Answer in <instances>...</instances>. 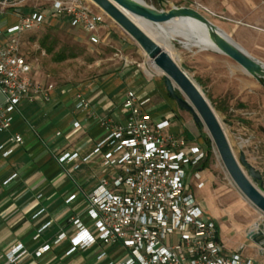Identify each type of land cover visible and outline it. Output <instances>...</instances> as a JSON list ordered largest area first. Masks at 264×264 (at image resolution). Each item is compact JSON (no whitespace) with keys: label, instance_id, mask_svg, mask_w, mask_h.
<instances>
[{"label":"crops","instance_id":"0c3cea01","mask_svg":"<svg viewBox=\"0 0 264 264\" xmlns=\"http://www.w3.org/2000/svg\"><path fill=\"white\" fill-rule=\"evenodd\" d=\"M175 1L156 0V6L159 10H168ZM190 1L232 20V29L239 34L235 38L238 45L253 58L264 62V0ZM26 3L0 5V20H4L0 23V47L10 39L6 30L21 16L40 11L25 10ZM242 30H246L247 37H241ZM53 85L48 102L37 99L23 103L13 117L10 129L0 133V146H9L8 139L13 135L22 139L21 144L11 146L9 156L3 157L0 153V257L11 246L19 244L28 253L21 264L123 261L127 256H122L119 247L99 244L66 255L71 248L70 240L78 233L74 224L76 220L89 234L96 233L93 221L86 214V197L97 187L103 175L102 153L86 161L83 159L112 128L101 121L111 118L114 125L123 123L126 117L122 109L124 94L133 90L140 97L149 98L146 111L154 123L169 122L166 133L190 141L195 139L191 140V129L169 102L163 80H147L137 70L125 69L122 73L78 86ZM78 93L87 98L90 111L75 109V95ZM177 118L182 131L177 126ZM74 123H78L79 128L75 129ZM73 154L78 155L75 162L58 163L59 158ZM75 165H78L76 169ZM199 171L203 186L197 188L194 181L198 198L194 193L192 195L206 217L217 225L224 255L238 254L251 259L253 264H264V249L246 238L248 230L253 224L263 222L264 216L258 212H254L255 216L247 214L241 203L225 194L220 186L213 189L217 182L207 168L201 170L199 167ZM71 196L74 198L67 202ZM61 235L65 236L64 239L55 243ZM44 245L49 246L48 252L36 257L34 252ZM101 252L107 257L97 261ZM0 261L3 263V258Z\"/></svg>","mask_w":264,"mask_h":264},{"label":"built area","instance_id":"2783aa9c","mask_svg":"<svg viewBox=\"0 0 264 264\" xmlns=\"http://www.w3.org/2000/svg\"><path fill=\"white\" fill-rule=\"evenodd\" d=\"M28 1L45 2L47 7L21 16L6 30L10 39L0 47V133L10 129L23 103L37 99L48 102L54 90L53 84L30 77L32 67L19 53L17 37L51 19L79 29L93 44L99 41L97 33L105 24L106 15L89 0H0V5L15 6ZM149 101L129 90L122 102L125 121L120 125H114L111 118L101 121L112 128L83 159L102 153L103 175L86 197V214L96 233L89 234L76 220L78 233L70 240L66 255L99 244L117 246L127 256L123 261L107 264H253L238 254L224 255L217 225L206 217L189 192L192 179L197 188L203 186L199 171L207 157L203 145L166 133L169 122L152 121L146 111ZM75 109H91L81 93L75 95ZM74 128H79V124L74 123ZM21 142L20 136H11L9 146H0V153L9 156L11 146ZM72 160H78V155H65L58 163ZM64 237L61 235L55 243ZM48 250L49 246L44 245L34 255L41 257ZM27 254L22 245L11 246L0 257V264H21ZM106 257L101 252L97 261Z\"/></svg>","mask_w":264,"mask_h":264},{"label":"rangeland","instance_id":"374dc122","mask_svg":"<svg viewBox=\"0 0 264 264\" xmlns=\"http://www.w3.org/2000/svg\"><path fill=\"white\" fill-rule=\"evenodd\" d=\"M142 1L158 9L156 0ZM178 5L198 11L238 45L235 38L239 34L233 31L232 20L213 14L190 0H176L174 6L180 7ZM46 7L45 2L28 1L24 9L41 11ZM3 21L0 20V23ZM240 35L242 38L247 37L246 30H242ZM97 36L99 41L90 44L87 34L82 31L74 30L59 21L48 20L44 25L20 34L17 37L18 49L32 67L30 77L43 84L78 86L122 73L129 68L137 70L147 80L158 79L162 82L164 79L162 73L151 67V61L139 46L107 16ZM42 40H46L47 46L53 45V53H45L40 48ZM185 44L182 38L173 39L169 48L172 59L202 93L220 123L235 158L238 160L239 153H244L247 162L260 173V182L264 188V88L225 55L208 50L187 49ZM57 52L74 56L62 62H54L52 56ZM259 61L264 63L262 60ZM176 93L180 96L178 91ZM169 102L175 106L191 129L189 133L191 140L195 139L206 150L207 169L217 182L213 189L220 186L225 194L241 203L247 214L251 216H255L254 212L262 214L235 187L213 144L209 141L206 130L203 127L198 128L190 114L180 111L173 100L170 99ZM176 121L179 130L182 131L179 118ZM243 171L247 175L245 169ZM188 186L189 192L197 196L194 179ZM257 224L264 225V220ZM122 256H125L124 252Z\"/></svg>","mask_w":264,"mask_h":264},{"label":"water","instance_id":"95a60500","mask_svg":"<svg viewBox=\"0 0 264 264\" xmlns=\"http://www.w3.org/2000/svg\"><path fill=\"white\" fill-rule=\"evenodd\" d=\"M90 2L118 25L162 73L163 84L169 98L176 103L180 111L190 114L193 123L198 128L203 127L206 130L209 141L213 144L235 187L252 206L264 215V188L260 182V173L247 162L243 152L239 153L238 160L235 158L220 123L202 93L176 65L170 55L138 28L126 13L140 17L152 25L166 24L179 18L198 20L208 28L217 51L239 65L263 88L264 63L251 57L218 27L192 8L173 6L168 10H158L137 0H90ZM257 226L255 231L251 228L248 230L246 238L260 249H264V225L257 224Z\"/></svg>","mask_w":264,"mask_h":264},{"label":"bare ground","instance_id":"6f19581e","mask_svg":"<svg viewBox=\"0 0 264 264\" xmlns=\"http://www.w3.org/2000/svg\"><path fill=\"white\" fill-rule=\"evenodd\" d=\"M142 1V0H137ZM143 2V1H142ZM127 17L154 40L172 58L169 48L174 38H182L187 49L195 48L199 51H213L220 54L210 38L208 28L201 22L192 18H179L162 25H152L140 17L126 13ZM225 34V33H224ZM228 38L229 36L226 35ZM151 67L157 69L152 62ZM150 74H148L149 76ZM257 223L251 227L252 231L257 229Z\"/></svg>","mask_w":264,"mask_h":264},{"label":"trees","instance_id":"16d2710c","mask_svg":"<svg viewBox=\"0 0 264 264\" xmlns=\"http://www.w3.org/2000/svg\"><path fill=\"white\" fill-rule=\"evenodd\" d=\"M40 48L42 50H44L45 53H48V54L53 53V45L47 46L46 45V40H42L40 42ZM73 56L74 55H72V54L66 55L64 52H57V53H54L52 57H53L54 62H62V61H65L67 58H72ZM207 157H206V160L200 166L201 170L207 168Z\"/></svg>","mask_w":264,"mask_h":264}]
</instances>
